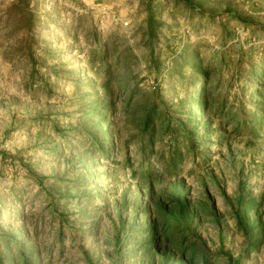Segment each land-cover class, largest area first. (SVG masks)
Instances as JSON below:
<instances>
[{"label": "rangeland", "instance_id": "374dc122", "mask_svg": "<svg viewBox=\"0 0 264 264\" xmlns=\"http://www.w3.org/2000/svg\"><path fill=\"white\" fill-rule=\"evenodd\" d=\"M190 1L33 0L32 30L0 20V235H21L34 264H264L263 124L215 116L199 146L160 134L144 163L132 138L154 101L187 117V52L227 111L255 107L264 0Z\"/></svg>", "mask_w": 264, "mask_h": 264}, {"label": "trees", "instance_id": "16d2710c", "mask_svg": "<svg viewBox=\"0 0 264 264\" xmlns=\"http://www.w3.org/2000/svg\"><path fill=\"white\" fill-rule=\"evenodd\" d=\"M33 0H12L7 8L4 10L1 19L7 27H11L13 31L32 30L38 23V15L32 5ZM190 1V0H189ZM192 2V0L190 1ZM0 19V20H1ZM105 52V51H104ZM102 48H98L92 55V61L94 65L98 66L96 61L102 60L105 54ZM194 56V57H193ZM194 58L191 63V74L194 77V82H190V87L196 84L192 93H188L180 104V108L185 110L187 117L175 119L173 122V116L167 115L165 112H159V102L154 101L152 105L145 109L143 114L139 116L138 124H131L137 127L138 133H134L132 138L136 137L137 151L142 155L140 161L144 163L148 161L151 154L155 151L157 146V138L160 134L170 137L173 144H179L180 140H189L191 145L199 146L202 142L209 137V130L211 129L215 116H219L224 121L227 119L228 124H234L237 128L241 126H250L252 124L264 125V55H262L263 61H256L252 67L254 87L251 91L252 100L255 103V107L247 109L246 107H239L238 110L229 109L228 96L220 97L217 91L212 89L210 81L213 77L212 69L204 66V60L199 57L198 52H187L186 59L190 60ZM105 61L103 64L105 65ZM114 63L107 64L106 75L102 78L103 89L101 93H104L108 97V106H112L113 101L118 97L115 93V87L113 85V79L111 76L114 73ZM93 66V69L96 68ZM95 82L91 81L88 89H94ZM97 84V82H96ZM100 84V83H98ZM121 86V85H120ZM121 88V87H120ZM105 97H101L104 101ZM98 105L93 112L99 110ZM106 106V105H104ZM234 107V106H233ZM102 117V114H99ZM255 117L258 118L255 120ZM103 120V119H102ZM104 122V121H102ZM164 122V124H163ZM110 127H102L101 130L105 132V141L102 144L106 145L111 136L109 130L112 127V123H109ZM200 132V133H199ZM127 142H130L129 140ZM173 157V161L179 160V156L176 154ZM147 176L145 179L150 181L152 174L149 167ZM2 245L0 246V264H34L35 255L32 254L30 248H26V242L18 233L14 235H0ZM19 254H16V251ZM1 251L5 252V255H1ZM30 253V254H29Z\"/></svg>", "mask_w": 264, "mask_h": 264}]
</instances>
